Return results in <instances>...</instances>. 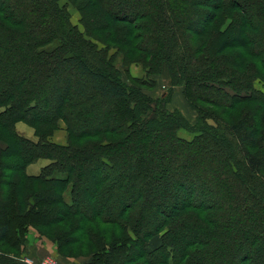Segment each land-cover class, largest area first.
I'll list each match as a JSON object with an SVG mask.
<instances>
[{"label": "trees", "instance_id": "trees-1", "mask_svg": "<svg viewBox=\"0 0 264 264\" xmlns=\"http://www.w3.org/2000/svg\"><path fill=\"white\" fill-rule=\"evenodd\" d=\"M74 1L102 46L59 0H0V242L18 250L32 226L62 255L89 250L85 264H264V92L253 87L264 81V0ZM111 47L148 73L167 67L170 87L153 98L139 88L152 78L124 82ZM175 86L193 118L169 108ZM59 119L66 145L50 139ZM140 150L165 161L160 172L148 175ZM193 153L203 158L189 168ZM160 186L179 198L151 219ZM0 264L23 263L0 249Z\"/></svg>", "mask_w": 264, "mask_h": 264}, {"label": "rangeland", "instance_id": "rangeland-1", "mask_svg": "<svg viewBox=\"0 0 264 264\" xmlns=\"http://www.w3.org/2000/svg\"><path fill=\"white\" fill-rule=\"evenodd\" d=\"M59 3L62 5V7H64V6L66 7V11L68 13L70 23L73 26H75L81 33H83V36L87 40L95 42L99 46L103 45V43L101 41H98L96 39V38H102V36L96 32H93L90 29V20H88V19L86 20V18L82 19V10L78 9L77 4L74 0H59ZM128 9L130 12H134L136 9H138V7L134 6V7L128 8ZM173 9H174V11H176L175 8H173ZM181 16H182V18H187V17L190 18V16L187 14H183V15L178 14L175 16V18L176 17L180 18ZM86 29H88V31ZM105 45L108 46L107 44H105ZM109 49L110 50L107 51V55H106L107 56V58H106L107 63L111 64V65L113 63L114 67L118 70V72H119V74H120V76L124 82L131 83L132 77L142 78V80H144V81L151 80V78H152V80H155V86L154 87L151 88V87H148V85L147 86H142V85L140 86L138 84H137V87L140 86L139 88L142 91H144L146 94L150 95L153 98L159 97L163 91H166L167 88L170 87L171 80H170L169 73L167 71V67L164 66L159 74L148 73L147 69L144 67L142 62L138 61L137 59H134V58H136V56L134 58H127V59H125L126 61H124L123 54L118 53L117 48L111 47ZM231 51L232 50H229L228 52H231ZM45 79H46V81H45L46 84H48V85L51 84V79H48L47 77H45ZM257 80L254 81L253 87H255V89H257V90L264 92V81H257ZM45 94H46V91L42 93L43 97L45 96ZM170 97H171V101L169 103V108L171 110L177 109L186 118H190V119L193 118V115H195V111L192 110L190 108V106L186 103V101L184 100V97H183L182 91H181V87L175 86L173 88V93L171 94ZM89 98H91V95H87L84 98L78 97L77 99L80 101H83V100L86 101ZM42 105L44 106V101L42 102ZM243 105L244 104L238 105L234 110L231 111V113L237 114V111H239L240 108L243 107ZM3 109H4V107L0 106V112H2ZM112 122L114 123L116 121H112ZM13 128H14V131H16V133L21 134L28 139H31L33 141L38 140V137L35 135V130L33 129V127L31 125L23 122V121L16 122L15 125L13 126ZM179 135H180V137H182L185 140L191 139L193 137V134L188 133L186 130H179ZM67 137L68 136H67L66 124L64 123V121L62 119H59L56 123L55 129H54L50 139L54 143L66 145L67 141H68ZM1 140H0V146L4 147L5 143H4V141H1ZM163 144L165 145L164 151H166L167 155H170L171 151H170V148H169L166 140L163 141ZM124 149H125V151H124L125 154H132V151H130L128 147H124ZM138 152L141 155H143V157L145 159V163L148 164V166H149V174L148 175L152 176L155 172L161 171L160 167L163 163H165L164 160H162V161L158 160L155 157L156 155H153L150 151H147V150H145V151L140 150ZM183 158H184V155L182 154V155H177L176 159L178 161H181ZM201 158H203V157L199 156L198 154L193 153V157L189 161L187 167L190 168L191 165L197 166L195 160H200ZM128 159H129L128 157L124 156L123 161H127ZM44 161H48V160L47 159L36 160L34 163H32L35 165L30 167V168L34 167V168H36V170H28V167L30 166L29 165L27 167V173L30 175H37L40 172L41 168L44 165H46V164L43 165ZM158 165L160 167H158ZM208 167L210 169L209 173H213V172L215 173L216 166L214 165V163L209 164ZM223 182L227 183L226 181H223ZM202 184H205V183L203 182ZM213 185H216V184H213ZM156 189H157V191L155 192V194L153 196L154 197L152 199L153 201H150V204H148L147 211H146L147 216L150 217L151 219L153 217L156 204H160V205H162V207L166 208L172 203V201L178 200V198H179V195L176 194L175 191H173L171 194H168L166 189H163L162 186H160L159 188L157 187ZM148 217H146V218L148 219ZM150 218L148 220H146V224L149 223V220L151 221ZM30 229H33V231L38 234V235H36L37 238L40 237L44 241H48V242L55 244V247L54 246L51 247V249H52L51 252H49L47 250V253H49L48 255L38 257L32 253L31 239H33V233L30 232ZM43 230L45 232V229H43ZM46 232H47V234H49L51 236L53 233V229H48V231H46ZM189 236H191V235H189ZM220 243H222V242H220ZM238 245H236V248ZM243 245H244V242H243ZM225 246L226 245H224V247ZM220 248L222 250V246H220ZM0 249L4 250L6 253H8L10 255L15 256L18 259H20V262H22L23 264H28V263H26V260H28V259L31 260L34 264V263H38V262H40L44 259H47V258L51 259V261H53L54 264H85L91 258V255H89V250H86L85 248L82 249L80 247H75L74 249L65 250L64 253H67L65 255L60 254L56 249V243L51 241L49 239V237L40 234L38 229H35L32 226H30L25 233V244L20 245L18 247V250H14V249L9 248L8 245H6L5 242H3V241L0 242ZM259 254H257V253L254 254V259L257 263H258V259L262 257L261 255L263 253L260 252ZM226 264H236V263L231 261V262H227Z\"/></svg>", "mask_w": 264, "mask_h": 264}, {"label": "crops", "instance_id": "crops-1", "mask_svg": "<svg viewBox=\"0 0 264 264\" xmlns=\"http://www.w3.org/2000/svg\"><path fill=\"white\" fill-rule=\"evenodd\" d=\"M40 159L44 160L45 158H40ZM48 162H49V160L48 161H44L43 162V165L44 164H47ZM33 165H35V164H32V165L30 164V166L28 167V170H36V168H34V167L30 168ZM32 231H33V229H30V232L33 233V239H31L32 253L34 255L38 256V257L48 255L49 253H47V250L49 252H51L52 251L51 247L52 246L55 247V244L54 243H51V242H48V241H44L40 237L37 238L36 235H38V234L36 232H34V231L32 232Z\"/></svg>", "mask_w": 264, "mask_h": 264}, {"label": "built area", "instance_id": "built-area-1", "mask_svg": "<svg viewBox=\"0 0 264 264\" xmlns=\"http://www.w3.org/2000/svg\"><path fill=\"white\" fill-rule=\"evenodd\" d=\"M26 263L33 264V262L31 260H29V259L26 260ZM34 264H54V262L51 261V259L47 258V259H44V260H42V261H40L38 263H34Z\"/></svg>", "mask_w": 264, "mask_h": 264}]
</instances>
